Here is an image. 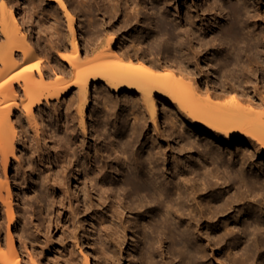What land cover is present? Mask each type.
Listing matches in <instances>:
<instances>
[{"label":"bare ground","instance_id":"1","mask_svg":"<svg viewBox=\"0 0 264 264\" xmlns=\"http://www.w3.org/2000/svg\"><path fill=\"white\" fill-rule=\"evenodd\" d=\"M155 1L158 6H147L151 11L149 20H145V0H71L76 2L72 8L69 0H56L66 15L68 45L54 13L23 8L18 17L14 7H19V0L0 2V264H41L39 251L26 246L32 238L25 219L15 213L7 174L9 165H18L17 145L23 144L26 131L23 122L30 124L37 116L39 130L49 131L60 141L53 180L61 188L63 172L71 169L74 199L83 201L81 208H88L94 197L99 201L109 199L116 212L127 209L143 213L129 225L145 242V250L139 246L137 261L132 264H172L174 257L178 259L173 264H205L219 257L224 264H264V202L257 199H264V165L255 158L264 155V108H255L262 107L264 98L241 99L238 96L245 92L236 94L232 87L233 82H251L257 74L264 82V55L252 49L248 39L252 33L242 31V25L261 24L254 38L264 40V13L257 9L251 13L243 0H214L208 4L197 0L202 13L192 4H184L186 0ZM221 1L227 5L226 17L221 15L222 4H217ZM213 9H219V13L208 18L204 13ZM75 10L78 16L84 15L80 24L82 45L76 31L78 16L72 12ZM134 24L141 30L129 32ZM123 34L130 36L125 46L121 43L126 40ZM42 35L52 41L39 48ZM208 84L220 93L209 90ZM92 87L96 89V105L91 106ZM118 92L123 98H117ZM217 97L228 99L223 102ZM121 101L127 109L123 115L118 112ZM158 103L164 113L188 121L190 130L208 141L232 143L238 148L242 160L233 170L223 169L225 186L211 180V168L202 171L196 165L193 172L202 173L195 177L199 173L191 176L181 165L176 173L161 166L159 159L165 148L154 135L145 139L141 136L146 114L154 124L159 122ZM50 105L62 116L61 127L42 117L43 107ZM86 107H90V124ZM76 113L80 115V130L74 124ZM218 154L223 159L224 154ZM247 160L258 171L248 170L243 165ZM110 162L119 166L116 178L109 176L114 171ZM228 162L233 165L235 161ZM47 177L38 173L35 181L48 187ZM251 200L252 206L248 205ZM237 204L242 208L237 209L234 223L230 215L221 219ZM84 222L87 234H91L88 229L92 221ZM125 225L124 230L129 229ZM49 226L47 220L45 227ZM236 228L239 249H223ZM165 242V250L159 252ZM215 245L221 250L217 252ZM80 251L86 256L84 264H90L87 253Z\"/></svg>","mask_w":264,"mask_h":264},{"label":"rangeland","instance_id":"2","mask_svg":"<svg viewBox=\"0 0 264 264\" xmlns=\"http://www.w3.org/2000/svg\"><path fill=\"white\" fill-rule=\"evenodd\" d=\"M1 1L3 0H0V2ZM140 1L143 2L144 0H140ZM180 1L182 2V0ZM213 1L214 0H206V3L207 2L213 3ZM224 1L226 2L228 0H224ZM243 1L247 2V5L251 13L255 9H257L261 14L264 13V0H253V1L243 0ZM145 2L147 3V5L146 8L143 10L144 11L143 19L149 20L148 15L149 12L151 11V8L148 7L151 6V4L153 3L152 4L153 8H155L158 6V3L155 0H145ZM230 2H236V1L232 0ZM18 3H19V7H14L16 12L19 11V13H17L18 17L20 16V12H21L20 9L23 8L29 9V11H33V9L35 11H40V12L48 11L57 15L58 18L60 19V28L65 32V36H63L64 37L63 39L66 42L64 40L63 41L67 45L69 44L70 39L68 35V23H67L66 15H64L62 8L58 6L56 0H19ZM186 3L192 4L198 13H202V8L200 4L197 2V0L194 1L186 0L184 4ZM217 4L220 5L222 4V7L224 9L221 10V15L226 17L227 5H225L223 1L218 2ZM68 5L69 8H72V5H76V2H71V0H69ZM72 12L75 14V16H78L77 10ZM217 13H219V9H217L216 11L213 9L211 12L209 13L205 12L204 14L208 18H211L213 15L216 16ZM83 18L84 15L80 14L78 16V23L76 25V31L80 38L82 37L80 33L81 31L80 27L82 25V20H84ZM79 19H81V21ZM261 26H262L261 24L259 25L255 24V27H253V24H250V27L248 26V24L242 25V31H244L245 34H248L250 32L252 33L253 37L252 36H250V38L248 37V39L251 41V47L254 50L255 54L258 52L263 56L264 40H262L261 38H254L255 36L254 33L258 31V29L261 28ZM135 28H137L138 31L141 30V28H138L137 25L134 24L129 32H135L136 30ZM209 35H211L210 32ZM47 37L48 36L46 35H42L40 40H43V42H41L40 45L37 44V47L41 48L40 46L41 45L44 46L45 44L50 45L52 38L48 37L47 39ZM124 37L126 40H123V42L121 43L125 46L129 42L128 40L130 36L123 34L122 38ZM34 39L36 38L34 37L33 41H35ZM45 40L46 41L48 40L50 43L48 41L44 42ZM80 41L82 45L84 43V40L81 38ZM215 42L217 43V41ZM211 53H213V49H211ZM209 56H211V54H209ZM263 59L264 58H262L261 61ZM200 65L201 67H204L203 62H201ZM257 75L258 76L256 78H254L251 82H247V83L242 82L241 84H238L232 81L234 83L232 87L236 88L237 90L236 94L237 93L239 94L240 92L243 93L245 92L244 93L245 95H241L242 97L238 96L239 98L241 99L250 98L251 101L253 100L261 101V99L264 98V82L262 80V77H260L261 74H257ZM199 86L202 89H204L202 84H199ZM97 87L99 89L100 87L99 83L97 84ZM207 88L211 91L220 93V90L216 89L210 84L207 85ZM228 89L230 90L232 88L230 87ZM240 89L241 91H239ZM95 95H96V89L94 90V88L92 87L91 99H90L91 106L96 105V100L94 98ZM71 96L72 95H69L68 97L71 98ZM123 96L124 95L122 94V92L117 93V98L121 99L123 98ZM217 99H219L220 101L223 100V102H225L227 101L226 99L228 98L224 99L217 97ZM217 99H215V101H219ZM123 103L124 102L121 101V104L118 107V112L122 113V115L127 113V109L125 108V106H123ZM157 106L160 109L161 104L158 103ZM263 106L264 103L262 104V107L260 105V107L257 106L255 108L256 110H258L257 108H259L258 111H261L264 108ZM85 113L88 118V123L90 124L92 119L90 114L91 113L90 107H86ZM42 117H44V119L47 122H49L51 119L54 122L55 121L58 122L59 123L58 125L60 127H61V123L63 122L62 116L58 113V110H55L53 108L52 105H50L49 107L46 106V108L43 107ZM146 117L147 120L142 126L141 136L142 138L145 139L149 135H154L157 138V143L161 144L162 149L165 148L164 149L165 154H163L164 156L160 157L159 161L161 163V166L162 164H164L162 167L165 166L164 168L167 169V172L169 171V173L172 172L176 173L177 168H179L180 165L182 166V168H185L187 171H189L191 176H195L199 173V172L198 173L193 172V167H195L196 165L199 166L202 171L211 168L213 169V172L211 174V180H214L213 182L216 181L222 186H225V183H223L224 185L222 184L223 180L221 178H223L226 169L233 170V167L235 168L237 164L239 165L240 160H242L239 157L240 151L236 146H234V144L208 141L207 138H204L201 133L190 130L188 121H182L180 119L176 120L175 115H168L160 109L159 122L156 124L153 123V120L151 119L149 114H146ZM36 118L38 120L40 117L37 116ZM36 118L32 119L31 123L27 125L26 122H23L26 131L24 132L25 134L22 138L23 144H21V146L17 145V149L19 148L17 152V154L19 155L17 158V163H18V165H16L17 168L14 167L12 163L11 165H9L7 169V174L9 177V182L13 193V205H14L13 207L15 208V213L25 219L26 221L25 226L28 227L27 231L29 232L32 238V241H30L26 245L28 249L39 251L38 257L40 258L41 264H84L86 262V256L82 255L80 251L82 249L87 253L90 264H132V262L137 261V255L138 252H140L139 246H142V249L145 250V242L142 243L140 237H136L138 236L136 233L133 234V231L135 229L134 227L132 229L129 225L133 219H134L133 221L136 220V217L141 215L143 216V213L130 212L127 209H124L122 213L116 212L114 211L113 207L110 206L109 199L99 201L96 200L94 197L93 199L89 200L88 208H84V209L81 208L83 206V201L74 199V194H73L74 187L72 185L73 180H72L71 169L63 172L65 179L63 181V184L61 185V188L64 191V195H62L61 194L62 189L55 184L56 180H53L54 175L52 173L54 169L58 168V166H56L57 163L56 155L59 152L58 148L60 145V141L59 139H57L55 135L50 136L49 131L45 132L43 130H39L40 125L36 122ZM173 120H175L174 124H172ZM165 121H167L168 125L166 124ZM74 124L75 126L77 125V130H80L82 125L80 123V115L78 113L75 114ZM158 131L161 132V136ZM181 133H183L182 134L183 136L181 135ZM184 136L185 139L182 138ZM186 139L190 140L188 141L189 144L190 143L192 144L189 145ZM89 143L92 145L94 144V142L91 139V136L89 137ZM213 150L216 151L215 152L216 155L214 154ZM209 151L213 153H210ZM117 153L118 150L114 152L112 155H116ZM217 154L219 156L221 154H224L222 156H224L225 158L222 157L223 159H219L217 157ZM255 158H257L258 161H261L259 163L264 165V155L258 154L256 155ZM230 159H234L235 162L233 163V165H230L231 164L230 162H228L229 164L227 163V161ZM83 163L85 164L86 162ZM110 163L114 164L113 166L114 171L113 173L110 172L109 176L112 175L113 178H116L118 175L119 166L115 165L116 162H110ZM144 163L146 165V162ZM243 165H245V167L248 170L251 169L253 171L254 170L258 171V167H256L253 162H248L247 160V162H244ZM190 167H192V170H190L191 169ZM229 167L232 169H230ZM259 169H261V167ZM38 173L42 175H48L47 178H44L46 180L48 187H42L40 181L37 180L35 181ZM200 173L202 172L200 171ZM200 173L195 177L198 176L200 177L201 176ZM212 175L213 176L218 175L219 177L220 176L221 177L220 178L218 176L213 177ZM1 177L2 178L4 177L3 168H1ZM47 190L49 192V195ZM206 193L210 195L209 190H207ZM59 198H61V200ZM139 198L143 199L142 196H139ZM257 199H259L261 202H264V199L261 200L258 197ZM248 203H249L248 205L252 206L254 201L251 200ZM238 206L239 205L237 204L235 208H232L229 212L223 214L221 216V219L231 216L230 217L231 221L234 223L238 211L242 208L241 205L239 206L240 208ZM84 219L92 221L88 229L91 231V234H87L86 232L87 230L84 227V224L86 222H84ZM47 220H49L50 222L49 229L45 227ZM117 220L121 222V224L122 223L123 224L120 226V223ZM145 220L147 219L145 218ZM232 222L230 223V225H234ZM125 224L129 226L128 227L129 229L124 230L123 226H126ZM35 227H37L38 229L35 230ZM119 228L122 231L119 230ZM145 228L147 229L146 226ZM234 230H235L234 231L235 235L231 238L230 242H228L227 244H223L222 246L223 249L224 248L228 249L229 247L231 248L233 247V250L239 249L238 247L240 246L235 241V239H237V232H236L237 228ZM5 231H6V225L4 224V226L1 228L2 237H4ZM120 231L122 233H120ZM12 232L13 234H15L18 240V236L14 231V226L12 227ZM134 238H136V240H134ZM46 240L47 242H45ZM166 244L167 242H165L164 246L160 247L158 251L163 252L165 250ZM18 245H19V240L17 242V246ZM215 248L217 249V252L221 250V246L220 247L216 246ZM168 256L169 253L167 252L165 258L166 260H168ZM174 258L170 263L173 264L175 260L178 259L176 257ZM205 264H224V261L222 260V258L220 259L219 257L218 259H210L206 261ZM244 264H247V262Z\"/></svg>","mask_w":264,"mask_h":264}]
</instances>
